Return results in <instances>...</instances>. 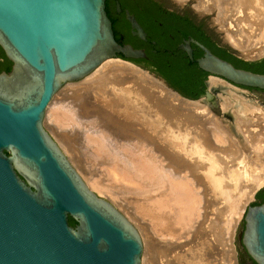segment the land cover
I'll list each match as a JSON object with an SVG mask.
<instances>
[{
  "label": "water",
  "instance_id": "95a60500",
  "mask_svg": "<svg viewBox=\"0 0 264 264\" xmlns=\"http://www.w3.org/2000/svg\"><path fill=\"white\" fill-rule=\"evenodd\" d=\"M105 1L0 0V48L12 64L0 74V264H141L143 244L135 226L90 190L43 126L64 84L82 80L109 59L134 64L146 57L144 50L115 40ZM156 1L197 23L205 17L193 12L197 0L182 6ZM125 19L131 34L145 41L134 16L126 11ZM211 33L238 59L264 58L244 57L219 31ZM190 43L202 51L200 58L193 59ZM177 50L208 74L206 88L217 78L264 95V74L237 68L193 40ZM134 65L185 98L156 73ZM200 98L211 101L213 94L206 89ZM263 189L254 192L237 226L238 264H264V203L252 206Z\"/></svg>",
  "mask_w": 264,
  "mask_h": 264
},
{
  "label": "bare ground",
  "instance_id": "6f19581e",
  "mask_svg": "<svg viewBox=\"0 0 264 264\" xmlns=\"http://www.w3.org/2000/svg\"><path fill=\"white\" fill-rule=\"evenodd\" d=\"M173 1L182 4V0ZM198 1L203 11L202 6L208 10L211 3L223 10L221 20L232 30L224 37L228 45L247 58L264 55V0ZM136 67L120 59H109L92 71L88 80L78 84L83 86L82 95L79 94L82 88H76L77 85L59 90L46 109L56 130V140L64 152L73 156L71 161L78 167L81 156L76 133L72 131L77 125L72 124L74 114L86 116L91 108L106 112V120L114 122V128L108 131L123 143L117 147L122 146L121 150L116 148L122 152H116L119 157L125 153L129 159L124 156L123 161H119V157V162L115 160L116 152L108 149L111 146H106L108 143H104L101 135L83 128L85 131L80 135L89 153L103 160L99 164L105 167L99 175L87 170L90 178L85 183L90 190L106 196L105 200L147 239V250L151 254L158 253L160 258L151 264H215L218 245L225 247L229 255L221 260L231 264L230 229L240 216L242 203L264 185V127L258 129L259 125L254 124L259 118L255 112L260 109L238 98L235 87L217 78L209 79V90L226 87L223 91L226 101L238 105L236 117L247 122L235 125L237 134L241 133L249 146L238 150L234 149V144L232 149V145L217 139L212 128L205 127L208 118L212 119L203 101L182 98ZM124 84L126 87H118ZM113 102L118 103L115 105L119 110L115 114L107 110ZM66 103L72 108L64 106ZM74 106L78 112L73 110ZM125 183L129 186L122 185ZM226 183L242 189L236 207L221 193ZM123 194L134 198L124 199ZM216 198L220 202L224 200L221 207L215 202ZM195 222V226L189 224ZM187 226L193 228L196 240L189 250V242L180 243L181 237L177 236ZM152 236L157 246L149 249ZM203 245H207L209 252H202Z\"/></svg>",
  "mask_w": 264,
  "mask_h": 264
},
{
  "label": "rangeland",
  "instance_id": "374dc122",
  "mask_svg": "<svg viewBox=\"0 0 264 264\" xmlns=\"http://www.w3.org/2000/svg\"><path fill=\"white\" fill-rule=\"evenodd\" d=\"M185 1L186 0H182L181 1V3H182L181 5H179L176 2L175 3H176V5L182 6ZM197 2L199 3L198 0H197ZM211 5H213V6H211ZM211 5H208L207 6L208 7V10H207L206 6H202V7H205V8H202V9H204V11H203V10H201V6H199L197 4V5H194L193 6V11L195 13H200V14L201 13L202 14L204 13V16L205 17L201 20V23L203 24L204 27H206V29L211 30V32L219 31L221 37H225L226 34H231L232 30L229 29L226 26V24L222 22L224 20H221V19H223L222 18V15H221L223 13V10L220 11V9L217 6H215L214 3H211ZM198 7L200 8L199 10L201 12L198 11V10H196V9H198ZM225 12H227V11H225ZM220 21H221V23H220ZM252 39H254V38H252ZM252 39H249L248 41H251ZM243 40L245 41V38ZM129 64H130V62H129ZM131 66L132 67H136V66H134V64L132 65V63H131ZM90 76L91 75L89 74L87 77L83 78L82 80H79V81L74 82V83L64 84L61 89H65L66 87H71L73 85H77L76 88H82L81 90H79V94L82 95L84 93L83 86L82 85H78V84L79 83H82L83 81H86V79L88 80ZM121 77H123V75ZM225 84H223V85H225ZM125 85L126 84H124L123 87L122 86H118V87L124 88V87H126ZM118 87H116V88H118ZM225 88L226 87L223 86V88H221V89L219 88V90H218V88L211 89V92L213 94V99L211 101L202 100L203 98L198 99V100L203 101V103L206 105L207 111H209L208 112L209 117L212 119V120H209V118H208V122L205 123L206 124L205 127L212 128L214 130V133L216 132L217 139L220 140L222 143L232 145L233 146L232 149L235 147V145H236V147L234 149L238 148V150H240L242 147L245 149L247 147V145L249 146V143H247L241 137L242 136L241 133L237 134V131H236L237 129H236V125L235 124H247V122H245L246 120L243 121V118L240 119V118L236 117L237 116L236 115V113H237L236 110H237V108L239 110V107H237L238 105H236L235 103H233V104L229 103L228 104V101H226L227 98L225 97V93L223 92V91H225ZM61 89H60V91H61ZM206 89L209 90V88H206ZM236 89L237 90H234V92H235V95L238 98L244 100L248 104H252L253 106L255 105L254 107H258L260 109V111L255 112L256 114H258V117L259 118L257 119L258 121L257 120H256V122L254 121V124L259 125L258 126V129H260L261 127H264V95L262 93H257V92H254V91L248 90V89H242V88H236ZM111 99H113V98L111 97ZM110 104H111V106L108 107L107 110L108 111L111 110V112H113L115 114L117 112V110H119V109H117V105H115V104H118V103L113 102V103H110ZM112 105H114V107ZM64 106H67V108L69 107V109L72 108V106L70 104H68V103H66ZM73 110L76 111V112H78V108L76 106L73 107ZM234 112H235V114H234ZM86 113H87L86 116H81V115L79 116L78 113H75L74 114L75 120H73L74 122H72V124H74V125L77 124L72 129V131H75V133H76V145H77V148H78V155L81 156L80 157L81 158V161L77 164V166L79 165L78 167H75V165L71 161V159H72L71 157H73V156L71 155V157H70L69 152L68 153L64 152V150L62 149V147L60 146V144L57 142V140H56V137H57L56 130L54 129L53 124L51 123V121L49 119L50 118L48 116L49 113H48V115H47V112L45 113V117H44V120H43L44 129L48 132V134L51 136V138L56 142V144L58 145V147L60 148V150L62 151V153L66 156V158L68 159V161L70 162V164L72 165V167L76 170V172L80 175V177L82 178V180L84 182L88 181L89 178H90V175H89L88 171L89 172L91 171V173H93L95 175L98 173L97 175H99L100 172L102 170H104V168H105L104 166L100 165L101 164L100 162L103 161V160L96 159L95 158L96 156L93 157V155L91 153H89V151L87 149V146L84 144L85 143L83 141V138L84 137L82 135H80L81 132L83 133L85 131L84 129H89L94 134L99 133L101 135L100 137L103 138L104 143L105 142L108 143L106 146L107 147L109 145L111 146V148L109 147L108 149H112V151L114 150V152H116L117 149L121 150L122 149V146H119L120 148H117V147H118V145H122L123 144L120 141L119 138H116L118 136H116V137L115 136H112L111 133L108 131V130H111L112 128H114V122L112 120H108L107 119L109 122L106 120V114H107L106 112H103V111H101V110H99L97 108H91ZM237 114L239 115V113H237ZM214 118H215V120H214ZM111 121H112V123H111ZM78 124H83L84 127L83 126H80ZM229 132H231L232 134L229 133ZM94 138H95V140H97L98 139V136H94ZM226 139L229 140V141H227ZM231 140L233 141V143H232ZM220 144H219V146H221ZM119 150L117 151L118 153L119 152H122V151H119ZM117 152H116V154H114L115 157H116L115 160L118 161V159L120 158L119 161H123V157L124 156H126L125 159L127 160L128 156L125 155V153L124 154L121 153L123 157H119L121 155L120 154H117ZM150 153L152 154L151 151H150ZM126 154H128V153H126ZM148 154H149V152H148ZM154 155H156V154H154ZM115 157H113V159ZM108 158H110V157L108 156ZM91 159L92 160L94 159V161H96V162L92 161ZM123 163H125V162H123ZM99 177H102V175H100ZM86 179H88V180H86ZM125 184H122V185L123 186H129L128 184H126V185ZM93 192L97 194V191H93ZM221 193L223 194V196L225 197L226 200H228V198H229L228 201L230 202V205H233L234 207H236V205L238 204L237 203L238 202V196L242 193V189L239 186L234 187L230 183L229 184L226 183V184H224L222 186V192ZM97 195L100 198H103V199L106 198V196H104V195H99V194H97ZM125 195L126 194H123V197L122 198H124V199L129 198V197H130L129 199H133L134 198V196H132L130 194H128L126 196ZM226 196H227V198H226ZM221 201H223V202L217 201V198H216V201L215 202H217V205L221 207L224 204V200H221ZM253 201H254V198L252 196L251 199H249L246 202L242 203V207L240 208V216L238 218H236L237 221L234 222L233 228L230 229V232H231V243H230V246L232 245V249H233L232 250V253L234 255V256L232 255V260L230 259L231 260L230 261L231 264H238V262H237V256H236V251H235V246H234V237H235V233H236V230H237V226H238V224H239V222H240V220H241V218H242V216L244 214V211H245L246 207L250 203H252ZM198 220L200 221L201 219L199 218ZM169 222H171V220ZM169 222H167V223L170 224ZM196 222H198V221H196ZM196 222L195 223H189V224L191 226H195L196 225ZM189 226L185 227L184 229H181L180 230L181 232L178 233V235H177V236L181 237L180 240H179L180 243H184L186 241L189 242V244L187 246V249L188 250L190 248L191 249L193 248V245L195 244V241H196L195 239H193V228H191ZM156 228H158V227H156ZM139 234L141 236V233L140 232H139ZM141 240H142V244H143V252H142V256H141V263L151 264V262H158V260H160L159 254L158 253L151 254V252H149V250H147V239L146 238L144 239L142 237ZM155 240L156 239H155L154 236H152L149 239V245H148L149 246V249H150V247H156L157 246V242ZM185 249H186V247L184 248V250ZM220 250H222V251H220ZM202 252L203 253L209 252L208 249H207V245H205V246L203 245ZM215 253L217 254L215 256V259L218 258V259H216L215 264H221V263L225 264V262L223 260H221V259H225L226 256L229 257V255L226 254V248L223 247L222 245H218ZM230 257H231V255H230ZM218 260H219L220 263L218 262Z\"/></svg>",
  "mask_w": 264,
  "mask_h": 264
},
{
  "label": "trees",
  "instance_id": "16d2710c",
  "mask_svg": "<svg viewBox=\"0 0 264 264\" xmlns=\"http://www.w3.org/2000/svg\"><path fill=\"white\" fill-rule=\"evenodd\" d=\"M128 1V4L122 5L123 8L135 14L150 39L156 41L159 47L156 55L152 54L151 51L148 52V56L152 57L151 61L144 63H142L143 59L131 61L138 65L142 64L144 68L162 77L171 88L183 97L190 100H196L200 97L204 93V81L208 74L200 70L196 63H191L185 54L181 52L172 54L167 51L162 52L161 48H165V43L167 42L164 36L167 34L178 36L177 42H179L180 38L190 37L206 46L212 54L230 62L235 67L264 74V58L256 62H247L236 58L227 48L219 46L218 42L212 41L210 37L206 36L203 24L201 22L196 24L188 14L179 15L175 12L167 11L154 0ZM105 10L112 22L115 40L119 44L130 43L136 47L142 43L139 39L131 36L129 24L126 21L123 20V22L119 23V21L113 19L112 14L116 15V12L111 0L105 1ZM175 44L177 43L172 44L171 50L174 49ZM151 48L153 49L154 47L151 46ZM118 57L123 59L121 55ZM0 58L4 59V63L0 64V69L8 72L10 70V62L1 48ZM242 89L251 90L249 88ZM255 199L257 202L252 206L264 203V189L257 192ZM69 225L75 227L76 222L69 218ZM252 263L255 264L254 262Z\"/></svg>",
  "mask_w": 264,
  "mask_h": 264
},
{
  "label": "flooded vegetation",
  "instance_id": "af4514ba",
  "mask_svg": "<svg viewBox=\"0 0 264 264\" xmlns=\"http://www.w3.org/2000/svg\"><path fill=\"white\" fill-rule=\"evenodd\" d=\"M112 2H113V5H114V8H115V12H116V15H114V14H112V17H113V19L115 20V21H119V23L120 22H123V20L124 21H126L127 22V20L125 19V12L126 11H128V13L129 14H131V15H133L134 16V18H135V20L137 21V23L140 25V27L144 30V32L146 33V40L145 41H143V40H140L138 37H136V36H133L132 34H131V29H130V25H129V33L131 34V36L133 37V38H137V39H139L142 43L141 44H139V46H136V47H134L132 44H130V43H126V44H129V45H131L132 47H134V48H136V49H142V50H144V52H145V54H146V57L145 58H142L144 61L142 62V63H144V62H149V61H151L152 60V57H150V56H148V52L149 51H151V53L152 54H154V55H156L157 53H158V44H157V42L156 41H154V40H151L150 39V36L147 34V32H146V30L143 28V26L141 25V23L139 22V20L137 19V17L135 16V14L134 13H132L130 10H128V9H126V8H123V4H128V0H111ZM154 1H156V0H154ZM157 2V1H156ZM116 3H119V5H120V9H121V11L120 12H117V10H116ZM131 3V2H130ZM160 4V3H159ZM164 8V7H163ZM167 10V9H166ZM167 11H170V12H175L176 14H179V15H184V14H187V13H183V14H181V13H178V12H176V11H171V10H167ZM144 19V18H143ZM195 22V21H194ZM128 23V22H127ZM196 24H197V22H195ZM129 24V23H128ZM203 29L205 30V32H206V36H208V37H210V39L212 40V41H216V42H218L216 39H215V37L213 36V34L208 30V29H206V27H203ZM164 39L167 41L166 43H165V48H161V51L162 52H165V51H167L168 53H170V54H172V53H179V52H181V53H183V54H185L183 51H181V50H177V48H178V46H180V45H182V44H185L187 41H189V40H193V41H195V42H198V41H196V40H194V39H192V38H190V37H185V38H180V40H179V42H177V40L179 39V37L178 36H176V35H172V34H167L166 36H164ZM173 43H177V44H175L174 45V49L173 50H171L170 48H171V46H173L172 44ZM199 43V42H198ZM201 44V43H200ZM201 45H203V44H201ZM151 46H153L154 48L152 49L151 48ZM204 46V45H203ZM190 47L192 48V55H193V59L195 60V59H198V58H200L202 55H203V53H202V51L194 44V43H190ZM205 48H207L206 46H204ZM208 49V48H207ZM209 50V49H208ZM210 51V50H209ZM211 52V51H210ZM212 53V52H211ZM185 56H186V54H185ZM187 57V56H186ZM4 63V59L3 58H0V64H3ZM191 63H193L194 64V62H191ZM135 64V63H134ZM136 65H138V64H136ZM138 66H140V67H142V68H144L143 67V65L142 64H139ZM11 67H12V64H11V62H10V70H11ZM144 69H146V68H144ZM10 70L7 72V71H5V70H2V69H0V74L1 73H9L10 72ZM148 70V69H147ZM150 71V70H149ZM151 72V71H150ZM154 73V72H153ZM208 76V75H207ZM207 78V77H206ZM206 81V80H205ZM205 81H204V87H205V90H206V86H205ZM205 90H204V92H205ZM204 94V93H203ZM202 94V95H203Z\"/></svg>",
  "mask_w": 264,
  "mask_h": 264
}]
</instances>
